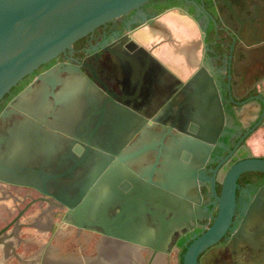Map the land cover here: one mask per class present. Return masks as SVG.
<instances>
[{
	"label": "flooded vegetation",
	"instance_id": "obj_1",
	"mask_svg": "<svg viewBox=\"0 0 264 264\" xmlns=\"http://www.w3.org/2000/svg\"><path fill=\"white\" fill-rule=\"evenodd\" d=\"M170 10L188 13L205 34L204 61L221 94L226 125L207 162L197 167L195 181L165 187V155L180 132L178 117L160 115L156 107L129 140L123 133L112 148L96 137L91 143L81 137L104 136L110 121L100 117H121L90 112L109 99L124 104L126 98L124 85L108 74L113 67L108 48ZM61 63L79 69L62 72V80H89L63 81L47 90L58 98L70 96L73 112L58 113L63 107L50 96L51 109L36 119L25 113L7 119L12 126L31 117L64 145L35 158L38 179L22 184L0 178V264H192L193 246L227 208L223 193L233 167L264 158V0L145 3L26 76L10 90L0 114L38 75ZM150 144L155 146L147 148ZM195 264H264V172L240 174L228 227L197 252Z\"/></svg>",
	"mask_w": 264,
	"mask_h": 264
},
{
	"label": "water",
	"instance_id": "obj_2",
	"mask_svg": "<svg viewBox=\"0 0 264 264\" xmlns=\"http://www.w3.org/2000/svg\"><path fill=\"white\" fill-rule=\"evenodd\" d=\"M150 1L0 0V100L26 76L73 49L75 42L99 26ZM140 32L154 34L140 42L134 39ZM204 38L197 20L188 13L170 10L148 20L110 46L108 51L113 67L108 74L112 80L124 85L126 98L124 104L109 99L102 107L90 112L121 117H100L101 120L109 119V133L101 137L87 133L81 138L91 143L96 137L99 145L117 146L123 133L129 140L140 127L139 122H146L142 117L158 107L160 115L178 117L176 123L180 130L172 138L165 155L162 185L186 186L195 181L197 167L207 162L226 125L221 94L204 61ZM189 42L195 43L196 56L192 61L188 60L186 52ZM78 70L69 63L57 64L38 75L34 85L21 91L10 107L1 112L0 178L22 184L38 179L41 172L33 169L35 158L41 152L51 156L58 146L64 145L58 135L43 131L33 118L49 112L50 96L63 107L58 113L73 112L70 96L58 98L54 93L49 95L47 90L63 81H89L60 78L62 72ZM157 99L158 103L155 102ZM89 102L96 105L95 100ZM23 113L33 118L24 117L12 126L7 125L10 115ZM65 118L56 117L55 121L72 123ZM146 146L152 148L155 144ZM143 151L128 154V157L134 158ZM246 171L264 172V158H249L233 167L223 193L229 200L227 208L222 210L212 229L193 246L192 264H195L197 252L220 238L228 227L234 210L235 184ZM160 194H163L161 190Z\"/></svg>",
	"mask_w": 264,
	"mask_h": 264
},
{
	"label": "bare ground",
	"instance_id": "obj_3",
	"mask_svg": "<svg viewBox=\"0 0 264 264\" xmlns=\"http://www.w3.org/2000/svg\"><path fill=\"white\" fill-rule=\"evenodd\" d=\"M154 34L153 32L151 33H146V32H140L139 34H137V36L134 37L135 40L137 41H147L151 35ZM186 52H187V57L190 61H192L195 58V43L193 42H189L187 47H186ZM184 51V48H183Z\"/></svg>",
	"mask_w": 264,
	"mask_h": 264
},
{
	"label": "trees",
	"instance_id": "obj_4",
	"mask_svg": "<svg viewBox=\"0 0 264 264\" xmlns=\"http://www.w3.org/2000/svg\"><path fill=\"white\" fill-rule=\"evenodd\" d=\"M15 89H16V87H13V88H12L13 91H14ZM9 94H10V93H7V94L4 96L3 101L0 102V109H2V107H3L2 104H3V102L6 100V98L9 97Z\"/></svg>",
	"mask_w": 264,
	"mask_h": 264
}]
</instances>
